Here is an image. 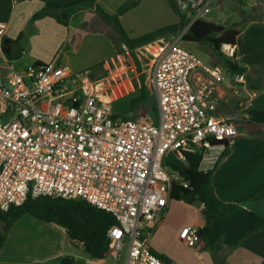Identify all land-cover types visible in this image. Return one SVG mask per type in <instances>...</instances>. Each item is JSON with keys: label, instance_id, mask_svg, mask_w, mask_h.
<instances>
[{"label": "built area", "instance_id": "2783aa9c", "mask_svg": "<svg viewBox=\"0 0 264 264\" xmlns=\"http://www.w3.org/2000/svg\"><path fill=\"white\" fill-rule=\"evenodd\" d=\"M211 3L177 1L191 24L207 20ZM188 28L152 55L157 120L114 116L105 85L91 69L37 63L18 70L4 59L0 44V116L6 118L0 120V211L23 205L29 196L82 200L117 222L108 231L106 256L118 262L127 248L126 264H175L155 254L149 239L173 189L190 188L178 167L187 153H199V171L214 172L239 139L236 117L220 119L193 83L198 71L218 83L226 71L179 44ZM4 31L0 23V35ZM222 52L240 60L237 45H223ZM233 81L244 86L246 75ZM200 241L198 228L182 234L192 247Z\"/></svg>", "mask_w": 264, "mask_h": 264}, {"label": "crops", "instance_id": "0c3cea01", "mask_svg": "<svg viewBox=\"0 0 264 264\" xmlns=\"http://www.w3.org/2000/svg\"><path fill=\"white\" fill-rule=\"evenodd\" d=\"M55 1L59 5H67L73 0ZM239 1L246 10L255 7L261 13L240 36L239 61L246 67V84H236L234 76L223 66L226 72L220 83L201 71L196 72L192 80L220 119L236 117L234 123L239 132L238 141L246 143L229 150L214 171V182L231 185L230 188L211 192L207 205L193 203L191 195L181 196L180 201L188 198V203L194 208L193 218L170 231L173 240L188 250V258L171 257L161 242V230L172 213L171 202L180 201L170 199L168 208L160 214L149 239L150 247L155 254L175 264H264V200L241 206L227 216L215 219L211 243L203 236L192 250L182 242L186 229L206 230L207 208L215 215L233 200L251 195L264 184V158L256 160L257 153H264V0ZM229 2L225 0L223 3L228 7ZM44 7L45 3L41 0H0V23L5 25L0 44L4 38L17 40L23 35L18 46L33 62L32 65L66 64L74 72L91 69L93 79L105 85V94L112 103L114 116L136 119L147 115L156 120L150 115L152 108L145 104L149 96L156 104L157 99L151 67L145 69L149 64H145L143 59L152 57L163 41L174 40L175 36L163 37L130 51L115 40L116 36L119 37L118 33L109 36L102 29L90 30L94 20L83 16L72 19L68 26L58 24L51 17L32 23L33 16ZM136 52L143 53V58L136 57L140 64L138 67L131 61L132 54ZM207 57V62L203 61L215 66L216 62L208 54ZM4 59L16 61L9 60L5 54ZM147 73L149 79L145 75ZM141 77H145L146 84L143 96ZM248 173L250 176L238 183ZM72 246L75 247L65 229L26 215L8 231L0 253V264H61L66 258L71 260L70 264H120L123 260L115 262L110 256L94 260L82 248L72 250ZM123 264H126V257Z\"/></svg>", "mask_w": 264, "mask_h": 264}, {"label": "trees", "instance_id": "16d2710c", "mask_svg": "<svg viewBox=\"0 0 264 264\" xmlns=\"http://www.w3.org/2000/svg\"><path fill=\"white\" fill-rule=\"evenodd\" d=\"M41 1L45 3V7L33 16L32 23L46 17H51L58 24L68 26V23L72 19L77 18L83 10L94 9L101 20L118 33L120 43L125 45L130 51H134L136 48L163 37L180 35L189 27L182 36L181 40L183 42L209 46L217 57L215 64L223 66L233 76L244 74L246 71V67L240 61L231 60L222 52L223 45H237L240 49L241 31L236 28H226L204 19L196 20L191 24L192 16L179 9L178 0H169L172 10L179 18L177 24L167 26L137 39L129 38L120 22V17L127 10L140 4L141 0H134L131 4L123 7L116 16L106 14L98 6V0H73L67 5H59L55 0ZM22 37L23 35H20L17 40L3 39V53L9 60H17L23 56L24 50L18 46ZM141 80L143 96L146 89L145 77H141ZM245 143L246 141L244 140L238 141L234 148H238ZM227 155L228 151L223 155V158ZM186 156L187 161L185 165L178 167V170L186 181L189 182L190 188L175 187L171 193L172 200L180 201L182 195H191L193 203L207 205V199L211 192L226 190L231 187V185L216 184L214 182V172L205 174L199 171L201 160L199 153H187ZM261 158H264V153H257L256 160ZM249 176L250 173L238 180V183L246 180ZM261 200H264V184L251 195L233 200L215 215H212L210 209L207 208L205 213L206 230H200V236H205L211 243L213 221L215 219L225 217L241 206ZM26 215L65 229L71 243L77 248H82L94 260H102L106 257L110 244L108 231L111 227L117 225L113 216L82 200H66L55 197L33 198L29 196L23 205L11 207L8 212L0 211V253L5 244L8 231L16 221ZM262 229H264V226Z\"/></svg>", "mask_w": 264, "mask_h": 264}, {"label": "rangeland", "instance_id": "374dc122", "mask_svg": "<svg viewBox=\"0 0 264 264\" xmlns=\"http://www.w3.org/2000/svg\"><path fill=\"white\" fill-rule=\"evenodd\" d=\"M134 0H98V6L104 10V12L111 16L119 14L121 9ZM225 0H212L211 13L207 17V21L217 25H222L226 28H236L241 32L246 28L248 24L253 22L261 16V13L254 7L252 9H245L239 0H227L230 1L228 7L224 5ZM256 9V10H255ZM84 17L85 19H93L94 21L90 24V30L102 29L108 32L109 36L117 33L113 28L109 27L104 23L101 18L95 13L94 9L83 10L77 18ZM120 22L129 36L130 39L141 38L147 34L156 32L170 25L178 23V18L172 11L169 0H141L140 4L127 10L121 17ZM109 27V28H108ZM179 35H176L177 38ZM171 37V36H169ZM116 41H119V37H115ZM179 44L189 50L190 52L198 55L202 60L207 62V54L215 62L217 61L216 55H214L212 49L207 45H199L196 43H186L179 41ZM142 58V54L138 53ZM131 61L136 66H140L135 54H132ZM145 64H149L145 69H149L153 62V57L149 56V59H143ZM209 63V62H208ZM16 69L22 70L29 66H32L33 62L29 61L26 54L16 61H12ZM211 64V63H210ZM142 70V69H141ZM4 72L0 70V82H3ZM147 75L149 79V74ZM145 104L150 106V115L156 120L159 117V109L156 102L150 96L145 100ZM121 119H129L126 117H119ZM0 120L5 121V116H0ZM183 165L185 163L183 162ZM188 198L180 202H171L172 213L166 222L165 226L161 230L163 233L161 242L165 252L171 257L188 258V250L184 249L182 244H178L173 240V235L170 230L173 231L177 225L185 222H189L193 218L194 208L188 203ZM8 234V233H7ZM185 244V243H184ZM188 249L194 250L195 248L185 244ZM77 247L72 246V250H77ZM127 254V248L123 252V260L120 264H123L124 258Z\"/></svg>", "mask_w": 264, "mask_h": 264}, {"label": "water", "instance_id": "95a60500", "mask_svg": "<svg viewBox=\"0 0 264 264\" xmlns=\"http://www.w3.org/2000/svg\"><path fill=\"white\" fill-rule=\"evenodd\" d=\"M71 263V260L66 258V259H63L62 260V263L61 264H70Z\"/></svg>", "mask_w": 264, "mask_h": 264}]
</instances>
